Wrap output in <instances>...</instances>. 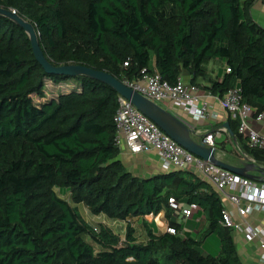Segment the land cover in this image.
Listing matches in <instances>:
<instances>
[{
  "label": "trees",
  "instance_id": "obj_1",
  "mask_svg": "<svg viewBox=\"0 0 264 264\" xmlns=\"http://www.w3.org/2000/svg\"><path fill=\"white\" fill-rule=\"evenodd\" d=\"M253 1L0 0V7L34 25L55 67L80 64L123 83L155 70L171 85L185 70L196 85L210 60L222 61L230 72L209 92L221 97L237 85L258 114L264 113V28L251 18ZM45 81L74 87L44 100ZM118 107L116 91L100 81L47 73L25 31L0 15V264H242L208 183L185 171L138 177L127 170L116 142ZM228 124L241 152L264 167V150L244 142L237 120ZM170 197L204 212L200 238L179 234ZM71 204L123 222L163 210L175 233L148 232L136 241L127 223L122 241L109 227L85 222ZM212 234L218 253L204 255Z\"/></svg>",
  "mask_w": 264,
  "mask_h": 264
},
{
  "label": "built area",
  "instance_id": "obj_2",
  "mask_svg": "<svg viewBox=\"0 0 264 264\" xmlns=\"http://www.w3.org/2000/svg\"><path fill=\"white\" fill-rule=\"evenodd\" d=\"M264 4V0H261ZM127 66V63H124ZM230 72L229 68L225 69ZM142 77L134 82H124L144 97L158 103H168L174 109H181L195 119L207 118V104L199 103L198 88L181 78L171 85L163 80L154 70L151 73L142 70ZM218 103L232 119L238 122V133L244 136L252 148L264 150V135L249 129L248 123L254 118L264 121V113L255 114L254 109L243 102L241 90L236 85L230 88L221 97L217 96ZM119 107L114 117L116 125V142L124 144L131 154L154 153L164 171H185L196 175L200 180L208 183L223 202L230 208L223 207L221 211V224L232 230H242L248 241H257L260 256L258 264H264V229L255 227L247 222L237 223L234 215L247 218L253 211L264 213V181L256 182L238 176L228 170L218 167L190 153L182 146L169 138L156 124L144 116L129 100L118 95ZM218 115L213 114L212 117ZM223 131H226L223 128ZM216 131L203 137L207 146H215ZM231 192H226V191ZM169 207L184 217L191 215L196 205L179 207L173 197L168 199ZM235 210V211H234ZM129 223L127 220L126 224ZM96 230V228L94 229ZM167 231L174 234L175 230L168 227Z\"/></svg>",
  "mask_w": 264,
  "mask_h": 264
},
{
  "label": "crops",
  "instance_id": "obj_3",
  "mask_svg": "<svg viewBox=\"0 0 264 264\" xmlns=\"http://www.w3.org/2000/svg\"><path fill=\"white\" fill-rule=\"evenodd\" d=\"M250 15L255 23L264 28V4L261 0L253 1L250 7ZM152 67H154V60L152 63ZM225 69L226 65L224 62L219 60H210L205 65V74L197 78L196 86L198 88L197 94L199 103L205 102L207 104V118L195 119L193 116L186 114L181 109H174L168 103H163L160 105L169 110L174 115L178 116L180 119L186 121L189 124L190 128L194 131V138L197 141L203 139L204 136L210 133L219 131L220 134L217 135L214 140L216 147V157L227 164L240 166V162L243 160V155L245 154L241 152L239 145L236 142V138L235 140H233V138L229 135L227 129L223 126L224 123H228L229 119H234H232L231 116L224 109H222V107L218 103L217 96L212 95L207 89V87H210L213 81L222 80L225 74ZM179 78H181L185 82H190L191 76L188 72L183 70ZM213 114L218 116L212 117ZM248 127L249 129L258 132L260 135H264V121H256L254 118H252L248 123ZM223 128H225L226 131H223ZM243 139L244 142L247 143L246 138L244 137ZM119 147L121 150L119 159L127 168V170L130 171L133 175L138 177H149L156 174L167 173L162 169L161 163L154 153H139L134 155L130 153V151L124 144L120 145ZM248 157L252 159L250 156ZM252 162H254L253 159ZM251 173L252 175H254V178L258 179L253 181H264V176L261 178V174L259 173V171H253ZM62 192L68 195L67 191L62 190ZM226 192L231 191L227 190ZM219 198L223 204V207L230 208V205L227 203V201L223 202V200H221V195L219 196ZM64 199L69 201V195L68 198ZM72 206L76 209L77 207L80 208V210L85 214H89L88 209L81 204H73ZM172 213L176 222L181 226L179 233L180 235H185L194 239H198L201 237V233L207 226L205 214L202 210H193L191 215L188 217H184L181 213H178L176 211H172ZM79 214L84 219L81 212ZM234 219L237 223L247 222L252 226L261 227L264 229V213L260 211H253L250 215L247 216V218H241L238 215H234ZM84 221L92 226H95L94 224H97L98 222L107 226L105 223L112 222V224L120 228L119 232H112L115 235H118L121 240H123L126 236V222L110 220L103 214H89L87 220L84 219ZM129 223L133 230V237L136 239V241L141 242H144L147 239L148 232L158 234L165 232L168 228L163 210L157 214H148L144 216L133 217L129 219ZM122 233H124V238H122ZM232 235L242 264H258V257L261 254L258 248L257 241H248L242 230H232ZM215 243L217 244V247L214 246L215 248H212V251L209 250L210 248L205 249V251L211 254L217 253L218 242L215 241Z\"/></svg>",
  "mask_w": 264,
  "mask_h": 264
},
{
  "label": "water",
  "instance_id": "obj_4",
  "mask_svg": "<svg viewBox=\"0 0 264 264\" xmlns=\"http://www.w3.org/2000/svg\"><path fill=\"white\" fill-rule=\"evenodd\" d=\"M0 15L9 18L25 31L29 38L35 59L47 73L56 75L63 74L69 77L86 76L100 81L115 90L118 95L129 100L144 116L156 124L169 138L195 156L238 176L251 180L254 179V175L251 173L253 171H259V173L264 176V167L256 165L248 156L243 155V160L240 162V166L230 165L221 161L216 157V147L207 146L203 142V139L197 141L194 138V131L190 128L186 121L180 119L160 104L144 97L132 87L119 81L109 73L97 71L80 64H70L57 67L53 66L44 56V53L39 45V35L31 22L10 8L0 7ZM223 126L227 129L233 140H235L229 124L226 122Z\"/></svg>",
  "mask_w": 264,
  "mask_h": 264
},
{
  "label": "rangeland",
  "instance_id": "obj_5",
  "mask_svg": "<svg viewBox=\"0 0 264 264\" xmlns=\"http://www.w3.org/2000/svg\"><path fill=\"white\" fill-rule=\"evenodd\" d=\"M72 87H74V83L73 82H65V83H63V84H60V85H54V84H52L50 81H45V99L44 100H47V99H50V98H54V97H56V95H57V93L59 92V91H67V90H69V89H71ZM33 100H34V102L35 103H40L41 101H43V99H39V98H37L36 96H34L33 95ZM61 196H63L64 198H68V195H66V194H64L63 192H61ZM73 205V204H72ZM74 205H77V204H74ZM79 205V204H78ZM77 211L80 213L81 212V214L83 215V217H84V219H86L87 220V218H88V216H89V214H91L90 212H89V214H85V213H83V211H81L80 210V208H78L77 207ZM93 223V222H92ZM98 224H101L100 222H98L97 224H94L95 226H97ZM110 229H112V231H115V232H119V227L118 226H116V225H114V224H112V222L111 223H105ZM125 228V227H124ZM196 233V232H195ZM202 234V233H201ZM122 238H124V233H122ZM201 236V235H200ZM124 240V239H123ZM122 240V241H123ZM215 241L216 242H218V249L217 250H219V241H218V238L216 237V235H214V234H212V235H209L206 239H205V242L203 243L204 245H203V248L204 249H202V253L204 254V255H206V254H208L206 251H205V249H207V248H210L209 250H211L212 251V248H215V247H217V244L215 243ZM215 246V247H214ZM95 249L96 250H98L99 249V247H97V246H95ZM216 250V251H217ZM217 253H218V251H217ZM217 253H214L213 255H215V254H217ZM162 264H166V262H165V260L163 259L162 260Z\"/></svg>",
  "mask_w": 264,
  "mask_h": 264
}]
</instances>
